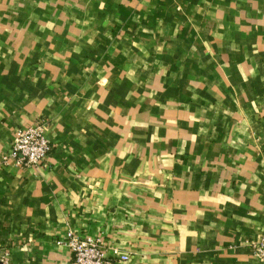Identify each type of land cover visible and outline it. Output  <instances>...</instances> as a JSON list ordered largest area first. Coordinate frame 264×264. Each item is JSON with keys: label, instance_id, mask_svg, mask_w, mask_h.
<instances>
[{"label": "crops", "instance_id": "obj_1", "mask_svg": "<svg viewBox=\"0 0 264 264\" xmlns=\"http://www.w3.org/2000/svg\"><path fill=\"white\" fill-rule=\"evenodd\" d=\"M39 118L45 162H5ZM67 232L264 264V0H0V264H71Z\"/></svg>", "mask_w": 264, "mask_h": 264}, {"label": "built area", "instance_id": "obj_2", "mask_svg": "<svg viewBox=\"0 0 264 264\" xmlns=\"http://www.w3.org/2000/svg\"><path fill=\"white\" fill-rule=\"evenodd\" d=\"M46 124L47 121L41 118L25 128L17 129L4 161L13 159L24 168L41 166L51 151L45 136ZM65 245L70 251L71 264H115L128 261L127 255L115 248H105L99 239L81 237L72 232H67ZM253 250L255 257L264 261V236L254 245Z\"/></svg>", "mask_w": 264, "mask_h": 264}, {"label": "rangeland", "instance_id": "obj_3", "mask_svg": "<svg viewBox=\"0 0 264 264\" xmlns=\"http://www.w3.org/2000/svg\"><path fill=\"white\" fill-rule=\"evenodd\" d=\"M39 119H41V118H39ZM39 119H37V120H39ZM43 119H45V118H43ZM37 120H36V121H37ZM45 120H46V119H45ZM36 121H35V122H36ZM46 121H47V120H46ZM93 239H94V238H93ZM260 239H261V238H260ZM260 239H259V240H260ZM255 244H256V243H255ZM255 244L252 245V251H253V254H254L253 247H254ZM102 245H104V244L102 243ZM104 247H105V248H114V247H112V246L108 247V246H106V245H104ZM115 249H116V248H115ZM127 256H128V255H127ZM254 256H255V255H254ZM256 258H257V257H256ZM257 259H258V258H257ZM259 260H260V259H259ZM262 261H263V260H262ZM128 262H129V257H128V261L125 262V263H128Z\"/></svg>", "mask_w": 264, "mask_h": 264}]
</instances>
